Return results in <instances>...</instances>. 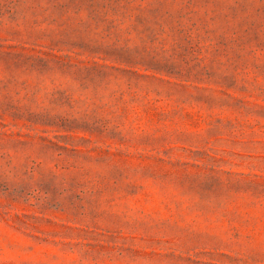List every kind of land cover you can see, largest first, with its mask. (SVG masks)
<instances>
[{
  "label": "rangeland",
  "instance_id": "obj_1",
  "mask_svg": "<svg viewBox=\"0 0 264 264\" xmlns=\"http://www.w3.org/2000/svg\"><path fill=\"white\" fill-rule=\"evenodd\" d=\"M0 264H264V0H0Z\"/></svg>",
  "mask_w": 264,
  "mask_h": 264
}]
</instances>
